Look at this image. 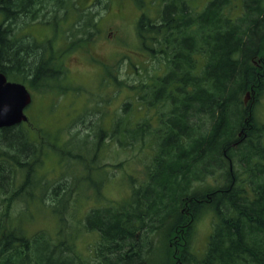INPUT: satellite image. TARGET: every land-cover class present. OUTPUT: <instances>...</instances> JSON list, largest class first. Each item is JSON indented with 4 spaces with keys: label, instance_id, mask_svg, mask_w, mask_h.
Returning a JSON list of instances; mask_svg holds the SVG:
<instances>
[{
    "label": "trees",
    "instance_id": "16d2710c",
    "mask_svg": "<svg viewBox=\"0 0 264 264\" xmlns=\"http://www.w3.org/2000/svg\"><path fill=\"white\" fill-rule=\"evenodd\" d=\"M129 1L139 12L138 53L149 57L146 63L158 74L125 86L112 77L116 90L132 92L127 99L135 101L107 125L118 128L113 131L123 144L131 136L157 150L147 166L150 183L133 188L126 202L90 210L77 220L80 230L98 237L90 246L91 262L81 260L71 221L54 206L60 201L55 196L60 184L52 190L39 185L43 196L35 199L32 177L38 176L48 154L58 155L65 145L75 160H85L80 148L84 142L63 136L64 130L51 132L26 123L1 128L0 179L6 166L23 179L18 191L4 196L7 205L0 210V264H142L146 246L141 240L155 233L164 240L163 264H173L170 256L176 264H264V122L244 106L242 97L249 89L264 96V0H206L201 7L198 0ZM62 2L0 0V73L56 98L73 91L64 83L65 50L56 60L52 50L59 48L46 41L51 49L37 54V44L15 33L20 25L35 22L57 27L60 20L38 13L45 5ZM88 23L94 25L90 19ZM85 41L89 39L72 40L68 49ZM35 129L44 132L34 134ZM99 131L100 137L106 133L102 127ZM216 173L222 185L199 195L194 185ZM47 196L48 212L56 219L53 237L45 230L29 237L20 215L10 211L11 202L45 205ZM203 212L211 214L210 235L204 250L191 255L187 233ZM186 218L188 228L176 236ZM170 241L174 247L185 242L180 254L169 250Z\"/></svg>",
    "mask_w": 264,
    "mask_h": 264
},
{
    "label": "rangeland",
    "instance_id": "374dc122",
    "mask_svg": "<svg viewBox=\"0 0 264 264\" xmlns=\"http://www.w3.org/2000/svg\"><path fill=\"white\" fill-rule=\"evenodd\" d=\"M204 1L206 0H198L196 5L201 7ZM42 8V12L38 14L46 13L53 21L60 20L61 23L57 27L39 22H35L34 24L37 25L31 27L20 25L15 37L28 36L31 42L37 44L35 45L37 54L43 51L48 53L51 45L46 41H51L53 48L54 46L59 48V50L54 49L55 52L52 50L56 53V60L60 58L61 50L64 49V65L67 70L64 83L73 91L56 98L51 93L48 95L53 96L48 97L29 89L32 102L25 110L26 124L31 128L45 127L51 132L64 130L63 136L68 134L75 140L82 139L84 144L80 148L85 160L80 158L77 161L70 156L67 153L71 148L69 145L63 147V152L57 151L58 155L48 154L44 166L42 165L41 170H38V176L32 177L34 187L37 186L34 190L35 199H41L40 195L43 196L44 188L39 185H49V188L51 185L50 190H52L54 185L60 184V191L55 195L60 201L54 206L58 211L60 210L66 220L71 221V230L76 234L74 246L77 254L80 255L81 260L91 262L90 253H93L90 251L92 246L97 244L98 237L95 232L87 233L83 229L80 230L82 226L77 220L90 210L126 202L133 188H141L140 185L146 188L150 183L147 166L151 163L150 159L157 154L156 149L152 151L150 146L143 147L140 138L138 140L130 136L123 144L120 142L121 139H118L120 137L118 131L117 133L113 131L118 128L107 125L110 117H115L118 111H128L131 106L127 104L135 101L127 99L133 95L132 92L126 89L117 91L118 87H115L111 78L115 76L116 80L123 82L120 86H125L133 81L148 82L152 77H156L155 74L158 72H153L149 63H146L149 62V57L143 58L138 53L135 22L139 12L132 1L63 0L58 5L50 3ZM54 9L56 11H53ZM89 19L93 26L88 23ZM76 39H89V41L81 43L72 50L68 49L69 42ZM44 59L48 61L47 55ZM102 67L104 70L101 71ZM246 94L248 96L244 106L251 108L254 117L264 122V96L257 93V90L249 89L242 96L243 100ZM140 117L141 113L136 119ZM100 127L106 131L102 137L99 136ZM39 130L35 129L34 134L44 132ZM60 137L61 133L57 138ZM77 163L79 165L73 166ZM5 173L6 176L0 179L3 181L0 185V210H4L7 205L4 196H12L18 191L23 179V174L15 178L7 166ZM222 182L216 173L212 177L207 175L204 181L194 186L199 195H202L209 188L220 187ZM53 198L55 199L54 196ZM49 203V196L45 205L13 200L10 211L20 215V221L29 237L43 230L53 237L51 233L56 230V219L48 212ZM210 215L209 212H203L187 233L189 236L186 247L191 255L197 256L206 246L212 225ZM187 219L179 230L181 233L176 236L184 235L183 229L188 228ZM169 222L170 217L166 216L163 223L167 225ZM144 238L141 240L146 246L142 251L144 254L142 264H163L164 240L161 234H147ZM170 242H166V246L169 244V250H173L175 254L177 250L180 254L185 242L180 241L175 247L172 241ZM170 260L176 264L172 256Z\"/></svg>",
    "mask_w": 264,
    "mask_h": 264
},
{
    "label": "water",
    "instance_id": "95a60500",
    "mask_svg": "<svg viewBox=\"0 0 264 264\" xmlns=\"http://www.w3.org/2000/svg\"><path fill=\"white\" fill-rule=\"evenodd\" d=\"M30 103L31 95L25 85L10 82L0 73V129L25 122L24 110Z\"/></svg>",
    "mask_w": 264,
    "mask_h": 264
},
{
    "label": "bare ground",
    "instance_id": "6f19581e",
    "mask_svg": "<svg viewBox=\"0 0 264 264\" xmlns=\"http://www.w3.org/2000/svg\"><path fill=\"white\" fill-rule=\"evenodd\" d=\"M61 2L63 1V0H60ZM16 25V24H15ZM5 76V75H4ZM185 105V104H184ZM183 125V124H182ZM184 128V127H183ZM179 204V203H178ZM185 207V206H184ZM175 212V211H174ZM183 214V213H182ZM176 215H177V213H176ZM135 222V221H134ZM143 223V222H142ZM161 224V223H160ZM150 246V245H149ZM151 251V250H150Z\"/></svg>",
    "mask_w": 264,
    "mask_h": 264
}]
</instances>
